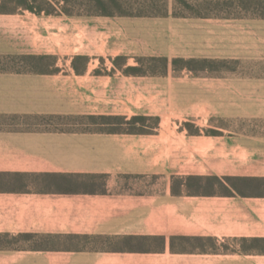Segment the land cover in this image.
I'll return each mask as SVG.
<instances>
[{
	"label": "crops",
	"instance_id": "crops-1",
	"mask_svg": "<svg viewBox=\"0 0 264 264\" xmlns=\"http://www.w3.org/2000/svg\"><path fill=\"white\" fill-rule=\"evenodd\" d=\"M102 1L0 0V264H264V77L175 65L264 58V0Z\"/></svg>",
	"mask_w": 264,
	"mask_h": 264
},
{
	"label": "rangeland",
	"instance_id": "rangeland-1",
	"mask_svg": "<svg viewBox=\"0 0 264 264\" xmlns=\"http://www.w3.org/2000/svg\"><path fill=\"white\" fill-rule=\"evenodd\" d=\"M139 2L135 0H124L121 7L125 10H132L136 4ZM75 4V3H73ZM110 7L116 9L117 7L110 3ZM214 62H196L194 67L196 71H218V72H237L242 74H249L254 76L264 77V58L260 59H223V60H213ZM76 120V119H73ZM100 123L115 124L119 123L121 119H99L96 120ZM148 125H154L155 121L150 120ZM112 128L118 126L111 125Z\"/></svg>",
	"mask_w": 264,
	"mask_h": 264
},
{
	"label": "trees",
	"instance_id": "trees-1",
	"mask_svg": "<svg viewBox=\"0 0 264 264\" xmlns=\"http://www.w3.org/2000/svg\"><path fill=\"white\" fill-rule=\"evenodd\" d=\"M97 3H103L102 0H93ZM110 3L114 4L117 8H119L120 11H126L121 7V4L123 1H119V0H109ZM137 2H141L138 0H135ZM154 2V1H151ZM196 62H214L213 60H176L175 61V65H181L183 67H187L190 70L196 71L197 69L194 67V63ZM121 119L122 121L119 123H115L116 125H118V127L114 128L116 130H128V131H141V132H145V131H149L146 127H156L159 124V120L157 118H149V117H145V116H135L131 119H126V117H109V118H103V119ZM150 120H154L155 124L154 125H148V121Z\"/></svg>",
	"mask_w": 264,
	"mask_h": 264
}]
</instances>
